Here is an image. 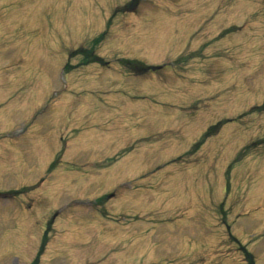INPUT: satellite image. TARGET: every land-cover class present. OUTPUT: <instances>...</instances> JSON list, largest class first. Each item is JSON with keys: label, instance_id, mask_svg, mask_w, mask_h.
<instances>
[{"label": "rangeland", "instance_id": "374dc122", "mask_svg": "<svg viewBox=\"0 0 264 264\" xmlns=\"http://www.w3.org/2000/svg\"><path fill=\"white\" fill-rule=\"evenodd\" d=\"M129 2L0 0V264H264V0Z\"/></svg>", "mask_w": 264, "mask_h": 264}, {"label": "trees", "instance_id": "16d2710c", "mask_svg": "<svg viewBox=\"0 0 264 264\" xmlns=\"http://www.w3.org/2000/svg\"><path fill=\"white\" fill-rule=\"evenodd\" d=\"M129 4H132L133 5V2H132V0H130V2H129ZM129 6V5H128ZM122 10H132V8H129V7H127V6H125V8L124 9H122ZM99 39V38H98ZM92 43L94 44V41H92ZM90 53H91V51H90ZM82 60H84L85 62L83 63V62H80V63H83V64H87V63H89L90 61H92V60H95V61H97L95 58H93V54L91 53V55H87L86 54V56H85V54H84V56H83V54H82ZM120 61V63H121V65H123L126 69H128L127 71H133V70H135V68H137L138 66H137V64H139V62H137V61H135L134 62V60H127V59H121V60H119ZM69 62H67V64H68ZM135 66H137V67H135ZM215 130V129H214ZM57 160L58 159H56L55 160V162L53 163V164H56V162H57ZM104 199H101V201H103ZM98 201V200H97ZM229 232V231H228ZM46 234V233H45ZM229 237L231 238V240H235L234 238H233V236L229 233ZM233 238V239H232ZM45 239H48V237L46 236L45 238H44V240L43 241H45ZM43 247H44V242H43V244L41 245V247H40V249H39V254L42 252V250H43ZM238 249L240 250V251H243L244 252V260H245V262H247V264H253V260L250 258V255H249V253L246 251V249L245 248H243V246L242 245H239V247H238Z\"/></svg>", "mask_w": 264, "mask_h": 264}]
</instances>
